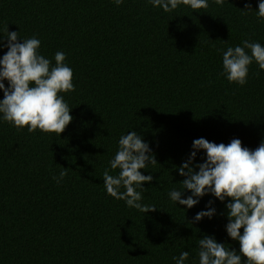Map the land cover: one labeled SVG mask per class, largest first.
Listing matches in <instances>:
<instances>
[{
    "label": "trees",
    "instance_id": "trees-1",
    "mask_svg": "<svg viewBox=\"0 0 264 264\" xmlns=\"http://www.w3.org/2000/svg\"><path fill=\"white\" fill-rule=\"evenodd\" d=\"M259 2L208 0L207 9L165 13L149 0H0V59L7 32L21 43L37 38L52 66L65 54L75 88L60 94L73 119L59 136L17 130L0 113V264H176L183 251L184 264H199L204 236L239 254L226 232L229 198L208 193L187 208L169 193L183 189L178 169L194 140L239 139L253 151L264 142V70L253 61L243 86L221 75L228 47L264 46ZM132 131L157 161L140 170L153 176L137 189L141 203L157 207L144 214L103 183L106 169L119 174L110 161ZM205 160L199 150L190 166ZM209 201L215 214L195 221Z\"/></svg>",
    "mask_w": 264,
    "mask_h": 264
},
{
    "label": "clouds",
    "instance_id": "clouds-1",
    "mask_svg": "<svg viewBox=\"0 0 264 264\" xmlns=\"http://www.w3.org/2000/svg\"><path fill=\"white\" fill-rule=\"evenodd\" d=\"M114 2L119 6L123 0ZM214 2L222 6L225 0ZM149 3L165 13L172 12L180 5L193 10L207 9L209 6L208 0H149ZM245 8L251 9L250 5H245ZM257 15L264 18V0L258 3ZM6 36L8 50L0 59V81H8L7 88L0 82V90L3 91L0 113L3 120L17 130L27 127L29 133L39 130L59 136L73 119L68 104L60 95L75 90L73 71L64 63L65 54L57 52L55 66H52L49 59L38 53L39 39L28 38L21 43L17 42L18 32H7ZM245 49L250 50V54ZM253 61L259 69L264 70V46L260 43L245 40L242 47H228L223 53L221 75H225L229 83L243 86ZM192 149L188 161L178 169L179 174L185 177L181 182L183 189L171 191L170 198L187 208L195 206L199 198L208 193L221 202L229 198L230 202L226 204L229 221L226 232L240 245L237 254L235 250L217 243L214 238L204 236L199 239V264H242V257L246 258L245 264H264V142L253 151L243 147L239 139L225 145L200 138L193 141ZM199 150L205 151L206 160L190 166ZM156 163L148 143L135 131L128 132L120 138L119 150L110 161L111 169H119V174L110 175L107 169L103 173L107 194L125 201L128 207L143 214L156 211V206L141 203L142 194L137 190L144 189L142 185L153 180L152 175H143L140 170ZM194 167L198 171H194ZM66 175L67 169H64L54 179L60 183ZM185 189L191 195L182 199ZM211 204L212 201H209L206 205L208 210L198 212L194 220L211 219L215 214V209L209 207ZM188 256L187 251L181 252L178 259L174 257L176 264H184Z\"/></svg>",
    "mask_w": 264,
    "mask_h": 264
}]
</instances>
